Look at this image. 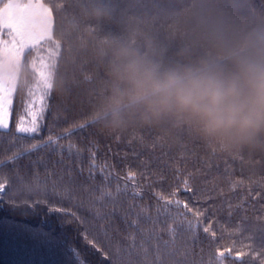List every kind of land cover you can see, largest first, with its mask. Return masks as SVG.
Wrapping results in <instances>:
<instances>
[{
	"label": "trees",
	"instance_id": "trees-1",
	"mask_svg": "<svg viewBox=\"0 0 264 264\" xmlns=\"http://www.w3.org/2000/svg\"><path fill=\"white\" fill-rule=\"evenodd\" d=\"M40 1L50 11L51 32L24 52L12 98L16 108L47 98L37 140L70 121L89 127L23 155L33 141L0 130V181L11 184L0 205V264H219L217 248L232 249L227 264L241 250L246 264H260L247 253L264 241V147L222 151L168 120L129 118L112 128L107 112L114 47L165 63L188 60L205 50L214 30L264 27V0ZM40 59L48 70L43 87L37 85ZM56 113L60 128L52 124ZM33 168L41 177L51 174L46 189L30 174ZM186 180L191 191L184 190ZM174 187L179 194L171 205L158 200L157 192L167 195ZM9 199L48 207H11ZM176 199L205 212L200 226L189 227L178 215L183 205ZM55 206L78 213L82 224L49 212Z\"/></svg>",
	"mask_w": 264,
	"mask_h": 264
},
{
	"label": "clouds",
	"instance_id": "clouds-1",
	"mask_svg": "<svg viewBox=\"0 0 264 264\" xmlns=\"http://www.w3.org/2000/svg\"><path fill=\"white\" fill-rule=\"evenodd\" d=\"M110 76L112 128L168 120L222 151L264 147V27L214 30L201 54L169 63L118 45Z\"/></svg>",
	"mask_w": 264,
	"mask_h": 264
},
{
	"label": "snow or ice",
	"instance_id": "snow-or-ice-1",
	"mask_svg": "<svg viewBox=\"0 0 264 264\" xmlns=\"http://www.w3.org/2000/svg\"><path fill=\"white\" fill-rule=\"evenodd\" d=\"M33 12L39 11L38 8H33ZM26 11L16 10L13 11L10 15H7L3 18V23L8 27V34L14 35L24 26ZM5 35L4 31L0 29V38ZM50 105L46 97L38 96L34 98L30 103L24 104L22 107L16 108V104L13 98L3 96L0 97V130L5 132H10L13 136L17 133L23 134L28 139L32 140L33 143L27 145L24 152H21L20 155L25 154V152H30L32 149H40V148H48L51 145L60 144L65 138L71 137L74 131H83L88 128V124L78 121H70L67 124V127L61 128L59 131H54L51 127L49 129V135L46 136L43 140H37V137L43 133L42 121L45 118L46 113L49 111ZM59 113L54 114V119L52 124L55 125L56 128H60L59 124ZM13 118H15V126L13 130ZM94 142L92 140L88 141V146L91 149ZM69 148L75 147L74 144L69 142ZM53 153H55L56 149H52ZM95 157L96 151L92 150L90 152V159L92 161L90 167L95 168ZM15 159V157H13ZM114 167V166H113ZM23 174H29L28 170L25 169ZM34 178L40 180L46 189L48 184V176L51 174H46L45 177H41L38 171L33 168L30 173ZM22 174H17L16 179H18ZM136 174L132 171H129L127 174L128 179H133ZM94 178V174H93ZM11 184L8 183L7 180L0 181V205H2L4 201V192L7 188H10ZM185 191H191V189L187 188V180L185 181ZM103 193V189H101ZM178 190L174 187L173 190L167 195L161 194V192H157L156 196L158 200H164L168 205H171L173 197L178 196ZM105 196H111V192L104 193ZM7 203L11 207H19L25 206L26 208L34 209L37 204H43L45 207H48V204L45 201H36V202H26L24 204L17 203L13 199H9ZM175 203L177 205H183V211L178 215L184 218H187V223L189 227H198L202 220L206 219L205 212H202L200 207H194L189 204L187 200H179L176 199ZM55 211L57 213L63 212L65 215L72 217L76 222L82 224L83 218L78 215V213L73 212L71 210H65L62 207L55 206L50 207L49 212ZM135 223V221L133 222ZM208 223L211 224L212 220H208ZM203 231L208 233L211 231L210 228H204ZM261 231L264 232V227L261 228ZM87 238V237H85ZM89 244H92V240H88ZM232 254V249H227L225 252H221L219 248L216 250V259L219 261V264H227V256ZM248 256L260 259V264H264V241H262L261 247L259 251L256 248H251L247 253ZM245 256L243 250L235 252V256L231 262V264H246L245 260L242 257ZM115 264V262H114ZM175 264H180L179 261H176ZM247 264H255V260L248 261Z\"/></svg>",
	"mask_w": 264,
	"mask_h": 264
},
{
	"label": "rangeland",
	"instance_id": "rangeland-1",
	"mask_svg": "<svg viewBox=\"0 0 264 264\" xmlns=\"http://www.w3.org/2000/svg\"><path fill=\"white\" fill-rule=\"evenodd\" d=\"M33 8L39 11L33 12ZM26 11L25 23L20 31L9 35L3 18L13 11ZM0 29L5 35L0 38V97L12 98L17 85L20 63L24 52L41 42L51 32V14L40 0H6L0 6ZM47 61L40 59L37 65V85H47Z\"/></svg>",
	"mask_w": 264,
	"mask_h": 264
}]
</instances>
